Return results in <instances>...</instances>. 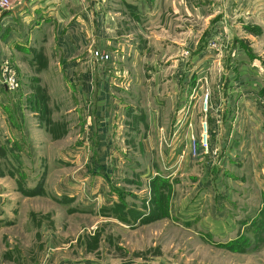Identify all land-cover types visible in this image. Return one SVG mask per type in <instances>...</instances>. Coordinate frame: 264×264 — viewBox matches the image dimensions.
I'll return each instance as SVG.
<instances>
[{"label": "rangeland", "instance_id": "obj_1", "mask_svg": "<svg viewBox=\"0 0 264 264\" xmlns=\"http://www.w3.org/2000/svg\"><path fill=\"white\" fill-rule=\"evenodd\" d=\"M80 7L92 79L0 58V264H264V0Z\"/></svg>", "mask_w": 264, "mask_h": 264}, {"label": "crops", "instance_id": "obj_2", "mask_svg": "<svg viewBox=\"0 0 264 264\" xmlns=\"http://www.w3.org/2000/svg\"><path fill=\"white\" fill-rule=\"evenodd\" d=\"M80 4L81 0H14L8 12L0 17V58H9L13 65L21 67V72L27 73L23 76H26L28 81L36 80L37 74L29 75V72L36 69L38 71L41 66L39 57L50 58L49 61L58 65L66 64L68 61V65H64L68 72L65 76L61 74V78L92 79L86 65V59H89L90 55L83 56L80 52L88 51L91 44L95 43L90 40L91 35L96 38L95 14L93 9L89 10L88 7L82 9ZM237 36L242 37L239 33ZM249 37L251 49L254 50L250 53V58L243 59L240 63L242 67L247 64L257 67V64L264 62V31L260 37L251 34ZM137 41L139 42V39ZM151 42L153 43L154 39ZM247 49V46L244 48L241 46L239 55L246 54ZM148 50L143 48L138 53V58L145 59L150 56ZM158 54L153 52L152 55L156 57ZM72 56L76 58L69 63ZM55 57L58 58L56 61L53 59ZM262 74L264 78V71ZM3 101L4 97L0 96V104ZM3 118L5 115L0 107V127H4ZM138 264L151 263L138 261Z\"/></svg>", "mask_w": 264, "mask_h": 264}, {"label": "built area", "instance_id": "obj_3", "mask_svg": "<svg viewBox=\"0 0 264 264\" xmlns=\"http://www.w3.org/2000/svg\"><path fill=\"white\" fill-rule=\"evenodd\" d=\"M8 5V0H0V5ZM97 56L99 54H96ZM0 86L7 87L10 90H18L20 81L16 70L8 62L0 64Z\"/></svg>", "mask_w": 264, "mask_h": 264}]
</instances>
